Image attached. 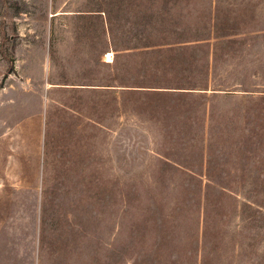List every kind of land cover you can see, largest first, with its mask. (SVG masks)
<instances>
[{
	"label": "rangeland",
	"instance_id": "obj_1",
	"mask_svg": "<svg viewBox=\"0 0 264 264\" xmlns=\"http://www.w3.org/2000/svg\"><path fill=\"white\" fill-rule=\"evenodd\" d=\"M119 1L0 0V264H264V0L173 16L221 33L179 91L118 85Z\"/></svg>",
	"mask_w": 264,
	"mask_h": 264
},
{
	"label": "trees",
	"instance_id": "obj_2",
	"mask_svg": "<svg viewBox=\"0 0 264 264\" xmlns=\"http://www.w3.org/2000/svg\"><path fill=\"white\" fill-rule=\"evenodd\" d=\"M193 1L120 0L119 4H116L118 5L116 8L108 5L102 8V10L97 9V11H102L105 15L110 43L114 48V56L110 65L113 66V64L117 63L119 53H121L117 52L119 49L126 51L122 52V56L125 58L137 55L141 57L139 66L135 68L134 72L127 70L121 76L119 86L125 88L140 86L146 90L147 88H168L178 91L185 89H207L210 64L215 59V47L213 48L214 44L209 40L212 37H218L221 33L218 34L216 32V15L211 10V6L208 11L207 20L200 24H198L197 20H193L191 26L188 24L181 25L182 20L173 18L176 14L184 17L186 14L191 13V11L195 12L194 7L197 1ZM211 2V0L207 2L205 0L199 2V4L208 5ZM190 7L191 10L189 9ZM182 10L184 14H180ZM119 15L123 19V40L125 42L117 46L113 26L114 21L116 22L115 17L117 18ZM168 23L171 24V27H169ZM146 57H153V59L159 60L156 63L157 66L148 69L145 66ZM164 63H168V65ZM151 73L154 74V77L148 78ZM170 75H172V78L168 80L156 79L157 77ZM116 80V77H111L108 82ZM157 89L151 90L164 91ZM217 183L219 182L217 181ZM219 184L222 187L228 186L223 182ZM169 244L171 246L170 252H172L175 245L174 240H171ZM174 252L177 253L179 251ZM200 254H202L200 264H205L207 253L200 252Z\"/></svg>",
	"mask_w": 264,
	"mask_h": 264
},
{
	"label": "bare ground",
	"instance_id": "obj_3",
	"mask_svg": "<svg viewBox=\"0 0 264 264\" xmlns=\"http://www.w3.org/2000/svg\"><path fill=\"white\" fill-rule=\"evenodd\" d=\"M107 56L110 58L112 56V54L111 53H108Z\"/></svg>",
	"mask_w": 264,
	"mask_h": 264
}]
</instances>
